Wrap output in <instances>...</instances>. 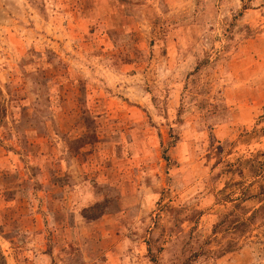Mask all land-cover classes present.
Returning <instances> with one entry per match:
<instances>
[{
  "label": "rangeland",
  "instance_id": "obj_1",
  "mask_svg": "<svg viewBox=\"0 0 264 264\" xmlns=\"http://www.w3.org/2000/svg\"><path fill=\"white\" fill-rule=\"evenodd\" d=\"M261 184L264 0H0L6 264H264Z\"/></svg>",
  "mask_w": 264,
  "mask_h": 264
},
{
  "label": "trees",
  "instance_id": "obj_2",
  "mask_svg": "<svg viewBox=\"0 0 264 264\" xmlns=\"http://www.w3.org/2000/svg\"><path fill=\"white\" fill-rule=\"evenodd\" d=\"M262 194L264 195V184H261L259 186V191L257 195H262ZM236 206H238V204H235L233 207H236ZM249 211L251 212L247 216H245V218H241L242 216H233L231 219L229 218L226 219L227 214H224L221 218L222 220L217 223L218 226L213 227V231H215L216 229L223 230L225 232H228V231L231 232L236 229H238L239 232L244 231L246 226L249 225L250 223H253L255 218L258 215L264 214V202H262L257 208L253 210H248V209L245 210L243 207H241L242 215H246ZM238 227H241V228H238ZM229 243L230 242H228V244ZM151 260L154 261L155 258L153 257L151 258ZM0 264H6L1 253H0Z\"/></svg>",
  "mask_w": 264,
  "mask_h": 264
}]
</instances>
